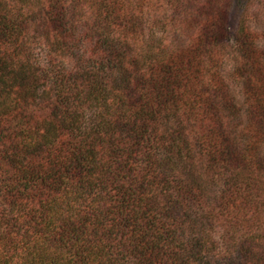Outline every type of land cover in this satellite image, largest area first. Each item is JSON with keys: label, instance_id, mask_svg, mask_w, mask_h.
Wrapping results in <instances>:
<instances>
[{"label": "trees", "instance_id": "trees-1", "mask_svg": "<svg viewBox=\"0 0 264 264\" xmlns=\"http://www.w3.org/2000/svg\"><path fill=\"white\" fill-rule=\"evenodd\" d=\"M232 2L0 0L3 264H264V25Z\"/></svg>", "mask_w": 264, "mask_h": 264}, {"label": "rangeland", "instance_id": "rangeland-1", "mask_svg": "<svg viewBox=\"0 0 264 264\" xmlns=\"http://www.w3.org/2000/svg\"><path fill=\"white\" fill-rule=\"evenodd\" d=\"M138 2L144 4L145 6L149 4H155L157 6H168L173 2H177L178 0H137ZM185 2L187 0H184ZM205 0H197V2H203ZM248 11V16L251 18L253 28L256 30L259 28V25H264V0H233L232 2V11L231 17L233 20H236L244 11ZM177 34L182 38H185L188 41H193L195 36L197 35V30L180 25L177 28ZM33 40H29L24 44L21 49H17L16 47L9 48L10 55L15 59H25L26 47L31 46L36 48V44H33ZM5 208H3L0 203V233L4 230H10L11 225H13L12 217L7 216L5 214ZM13 251V247H10L9 244L7 247L2 248L0 246V264L8 261L9 256H11V252ZM22 250L20 249V252Z\"/></svg>", "mask_w": 264, "mask_h": 264}]
</instances>
